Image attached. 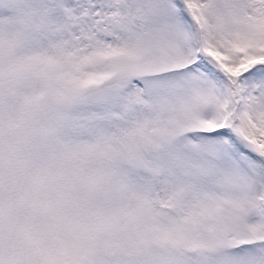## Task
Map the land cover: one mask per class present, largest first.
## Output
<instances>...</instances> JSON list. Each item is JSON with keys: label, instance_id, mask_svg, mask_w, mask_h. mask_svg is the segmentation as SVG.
<instances>
[{"label": "snow or ice", "instance_id": "6c2138e0", "mask_svg": "<svg viewBox=\"0 0 264 264\" xmlns=\"http://www.w3.org/2000/svg\"><path fill=\"white\" fill-rule=\"evenodd\" d=\"M0 264H264V0H0Z\"/></svg>", "mask_w": 264, "mask_h": 264}]
</instances>
